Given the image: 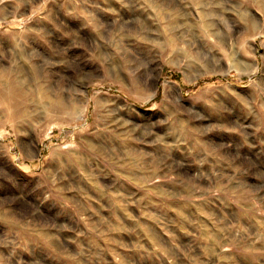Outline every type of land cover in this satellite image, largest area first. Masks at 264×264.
Masks as SVG:
<instances>
[{
	"label": "rangeland",
	"instance_id": "obj_1",
	"mask_svg": "<svg viewBox=\"0 0 264 264\" xmlns=\"http://www.w3.org/2000/svg\"><path fill=\"white\" fill-rule=\"evenodd\" d=\"M0 264H264V0H0Z\"/></svg>",
	"mask_w": 264,
	"mask_h": 264
}]
</instances>
